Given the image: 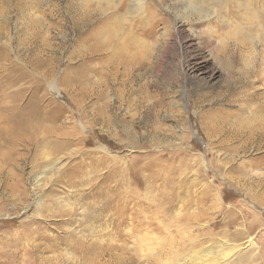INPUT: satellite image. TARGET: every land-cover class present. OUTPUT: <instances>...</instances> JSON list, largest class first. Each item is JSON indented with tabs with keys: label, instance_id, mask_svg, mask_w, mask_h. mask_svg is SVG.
Here are the masks:
<instances>
[{
	"label": "rangeland",
	"instance_id": "374dc122",
	"mask_svg": "<svg viewBox=\"0 0 264 264\" xmlns=\"http://www.w3.org/2000/svg\"><path fill=\"white\" fill-rule=\"evenodd\" d=\"M33 1L35 9L31 0H0V80L17 64L21 81L7 91H21L24 109L5 115L43 127L40 143L0 148V243L10 244H0V264L13 251L18 264L34 261L22 245L11 248L26 232L59 242L91 234L124 263L264 264V29L244 15L255 8L239 13L231 0L208 24L194 0H162L139 20L126 13L130 0H120L119 38L136 56L124 49L134 66L124 75L113 48L102 60L97 39L80 42L95 29L117 45L106 10L98 27L97 16L84 23L77 2ZM241 32L248 45L238 43ZM77 76L88 82L79 103L65 88ZM43 254L80 256L65 243Z\"/></svg>",
	"mask_w": 264,
	"mask_h": 264
},
{
	"label": "bare ground",
	"instance_id": "6f19581e",
	"mask_svg": "<svg viewBox=\"0 0 264 264\" xmlns=\"http://www.w3.org/2000/svg\"><path fill=\"white\" fill-rule=\"evenodd\" d=\"M74 1V2H73ZM102 1V2H101ZM156 1V4H149V0H130L129 4H127V8H126V13L134 15V17L138 16L139 20H142L144 17H147L148 15L152 14L153 12L156 11V5H158V1H162V0H154ZM231 1V0H194L191 5L192 8L195 10V12L201 17V19L203 20V23L208 22L212 23L211 21V17H216V19L219 20L218 18V14L220 15V13L223 10H220L221 8L226 7V4ZM235 1V5H236V10L237 12L240 13V11L246 10L249 12V7H251V5L253 6V11H252V15H246V18L248 19V23L254 25V28H262V30L264 29V0H244L243 2H241L240 0H233ZM28 2V1H27ZM75 2L79 3V7L81 11V14L83 15L81 18L84 20V23H87L88 25L91 24L93 22V18L95 16H97V20L95 25H97L98 27L101 26L102 23H104V21L102 19H100V15L103 11L106 10V15L107 13L110 14V26H111V30L109 31V36L112 40L116 41L117 45L115 47H109L108 43H106L105 41H101L98 38V35L95 31V29H92L91 31H89L87 33L86 36L83 37L82 40H80V42L82 43H86L91 39H97L95 42H99L98 47L95 48L93 47L94 52H102L104 53V56L101 58L102 60L104 58H106V50H108L109 48H113L111 53L109 54L110 60H112L115 63V66L117 67V69H119L121 66H123L124 68V75H128L130 73V70L134 67V66H130L127 65L128 62V57H125L124 54V49L126 54L129 57L136 58L135 54H132L127 47L125 46V43L123 44V42L120 40L119 38V33H120V29H121V25L124 26V24L120 23L121 19H120V15L118 12H116L115 10L117 9V7H120V0L116 3L113 4L111 0H96V4L91 5L90 2L91 0H72L71 2V6H73L72 4ZM106 3V6H104L103 3ZM125 2L127 3L128 0ZM179 2H183V0H179ZM32 3V7L33 9H35L37 2L35 3L33 0H31ZM232 3V2H231ZM118 4H120L118 6ZM176 4V3H175ZM27 4H25L26 6ZM29 5V4H28ZM190 5V6H191ZM76 6V5H75ZM180 6V5H179ZM231 6V5H230ZM216 7H219L220 11H217ZM71 8V7H70ZM247 8V9H246ZM25 9V8H24ZM31 9V8H30ZM189 9V8H188ZM26 10V9H25ZM69 10V9H68ZM193 10V11H194ZM251 10V9H250ZM31 14L34 16H38L36 14L35 11H33L32 9L30 10ZM78 11V10H77ZM228 11V10H226ZM29 12V11H28ZM64 12V11H63ZM62 12V13H63ZM217 12V14H216ZM233 12V10H232ZM27 13V12H26ZM66 13V12H65ZM227 13V12H226ZM247 13V12H246ZM251 13V12H250ZM222 14V13H221ZM228 14V13H227ZM236 14V12H235ZM232 16V15H231ZM236 16V15H235ZM243 16V17H245ZM250 16V17H249ZM24 17V16H23ZM28 17V16H27ZM30 17V16H29ZM28 17V18H29ZM39 17V16H38ZM37 17V19H38ZM107 17V16H106ZM221 17V15H220ZM228 17V16H227ZM250 18H251V22H250ZM26 19V18H25ZM36 19V20H37ZM231 19V18H230ZM258 19H260V22L255 23L256 21H258ZM32 20V19H31ZM34 20V19H33ZM32 20V21H33ZM236 20V19H235ZM241 22L243 23L244 21H242V19L240 18ZM255 20V21H254ZM26 21V20H25ZM30 21V20H29ZM40 21V20H39ZM44 21V20H43ZM254 21V24H253ZM37 22V21H35ZM215 22V21H214ZM246 22V23H247ZM29 23V22H28ZM43 23V22H41ZM33 24V23H32ZM38 24V23H37ZM93 24V23H92ZM238 24V21H237ZM40 25V24H39ZM234 25V24H233ZM239 25V24H238ZM251 25V26H252ZM94 26V25H93ZM237 26V25H236ZM244 25H242L243 27ZM250 26V25H249ZM259 26V27H258ZM235 27V26H234ZM239 27H241L239 25ZM35 28V27H34ZM252 28V27H251ZM30 29V28H29ZM35 30V29H34ZM237 30V29H236ZM239 31V30H238ZM241 31V29H240ZM234 33V32H232ZM231 33V35H233ZM242 33V32H241ZM239 34V38L238 39V43H242L245 45H248L250 41H252V38H250L247 34H244V32L242 34ZM135 34L133 31L131 32L130 35ZM237 35V34H235ZM32 36V35H31ZM39 36V35H37ZM138 42L136 44H139L143 39H141L139 36H137ZM235 37V36H234ZM241 37V38H240ZM37 39V37H36ZM235 39V38H234ZM236 39V40H237ZM129 40V39H128ZM134 40V39H132ZM44 42V41H43ZM237 42V41H236ZM128 44H131L130 42ZM239 44V45H240ZM1 47V46H0ZM247 47V46H246ZM215 51L217 52V54L219 55L222 50L219 51V48L215 46ZM39 50V49H38ZM21 54V53H20ZM5 59V58H4ZM12 63V62H11ZM17 65V64H16ZM15 64H11V69H6V72L4 75H6V79L5 82L0 80V91L2 92V96L0 94V148L1 150L3 149L4 146H6L8 143L12 142V143H16L18 145H23L25 143L31 144L32 142H36V143H40L42 141V138L39 136L41 135L40 130L43 128L38 127L37 124H35V121L32 122L31 120H22L20 121V119L17 120V123L15 125H13V123L10 121L11 119H9L8 114L5 115V111L9 112L11 106L13 108H15L17 110V115H19L20 111L24 110L23 107H20L21 105L19 104V101L21 99L20 94L21 91H17L12 93H9L7 90L17 86L19 84V81H21V79H17L14 77V69L16 67ZM27 68V67H26ZM192 68V67H191ZM21 69V68H20ZM116 69V68H115ZM3 70V71H2ZM0 71L4 72V69H2ZM16 70V69H15ZM18 70V68H17ZM21 71V70H20ZM19 71V72H20ZM132 71V70H131ZM22 72V71H21ZM26 73V72H25ZM28 73V72H27ZM116 73V72H115ZM1 74V73H0ZM79 75V74H78ZM22 78V77H21ZM81 78L77 77H69L66 79L67 85H65L66 91H68L70 94H72L76 100L79 103V100H81V98H85L86 95V85L88 82L84 81L83 83L80 81ZM77 82L79 83V85H77ZM23 83V82H22ZM22 88V86H21ZM19 89V88H17ZM77 89H79V95H77ZM23 91V90H22ZM88 91V90H87ZM118 91V90H117ZM99 92V91H98ZM88 93V92H87ZM14 94V95H13ZM12 96L13 99V105L11 103V101L9 100V96ZM119 95V94H118ZM122 96V95H120ZM119 97V96H118ZM121 99H118V101ZM110 102V100H108V103ZM115 102V101H114ZM117 102V101H116ZM116 107V106H115ZM2 109V110H1ZM13 110V109H12ZM3 111V112H2ZM29 113V112H28ZM5 115V116H4ZM11 115V114H10ZM9 115V116H10ZM12 116V115H11ZM15 116V115H14ZM26 117V116H25ZM24 118V117H23ZM29 118V117H28ZM27 118V119H28ZM114 117H112V114H108V116H106V125L107 126H111L113 127L114 125ZM26 119V118H25ZM34 119V118H33ZM13 120V119H12ZM117 121V120H116ZM3 122V123H2ZM249 122V121H248ZM15 123V121H14ZM38 123V122H37ZM120 124H124V121L119 122ZM38 127V128H36ZM54 128V127H53ZM18 129V131H17ZM251 129H253V127H251ZM56 130V129H54ZM43 131V130H42ZM48 131H53V129H49ZM48 133V132H47ZM60 134V133H59ZM43 136V135H42ZM48 136V135H47ZM50 136V135H49ZM53 136V135H52ZM10 138L12 140H10ZM251 138V137H250ZM241 140V139H240ZM46 143V141H45ZM44 143V144H45ZM15 145V144H14ZM36 145V144H35ZM42 145V144H41ZM57 145V144H56ZM37 146V145H36ZM55 147V146H54ZM54 149V148H53ZM58 150V149H57ZM3 151V150H2ZM10 151V150H9ZM54 151V150H53ZM55 152V151H54ZM6 164V163H4ZM2 165V162H1ZM52 165V164H51ZM14 174L12 172H9V178L10 180L14 179ZM89 223L85 226V227H89ZM86 229V228H85ZM89 229V228H88ZM87 229V230H88ZM33 232V231H32ZM86 232V231H85ZM91 233V232H90ZM37 235V234H36ZM73 235V234H72ZM91 234L87 235L86 233H76L74 236L69 237V238H65L64 241L59 242L56 239L50 238L49 236H44L43 234H41L40 236H31L30 234H23V235H19V234H15V236L13 237V240L11 241V248L13 247H17V245H22V249L25 251L23 254V256L25 257L26 253H32L31 255L34 257V261L32 263H28V262H24L23 264H106V262H113L116 261L118 262V264H135L137 263L135 261V259H133L132 261H130L129 263H124L126 262V260L122 257L118 255H116L114 252L112 251H107L106 252V246H104L103 244L97 243L96 241H94L93 238H90L92 236H90ZM30 238H29V237ZM28 237V238H27ZM40 238V240H39ZM42 238H44L46 240V242H43ZM101 238V237H100ZM95 243L99 244L101 247V252H100V259L99 261H93L88 254H91V250H92V245ZM67 244L68 246H70L71 248L74 249V251L77 254H80V256H76V258L73 257H65L64 255L58 254L57 256H46L43 254L44 250H57L59 248L60 244ZM127 243V242H126ZM2 247H9L10 244L7 242H1L0 243ZM21 249V250H22ZM138 250V249H137ZM133 252V251H132ZM96 253V252H95ZM213 252L212 251H208L206 252V255H211ZM15 254L16 252L13 251L11 253V258L9 259V261L7 260H3L4 263H10V264H18L15 259ZM106 256H109L106 259ZM156 256V255H155ZM158 256V255H157ZM111 257V259H110ZM159 258L161 256H158ZM14 258V259H13ZM26 259V258H25ZM28 259V258H27ZM32 259V258H31ZM121 259V260H120ZM130 259V258H129ZM152 259V258H151ZM155 259V258H154ZM157 259V258H156ZM56 260V261H55ZM208 260V259H207ZM141 262V261H140ZM145 262V261H144ZM157 263V262H156ZM158 264V263H157Z\"/></svg>",
	"mask_w": 264,
	"mask_h": 264
}]
</instances>
